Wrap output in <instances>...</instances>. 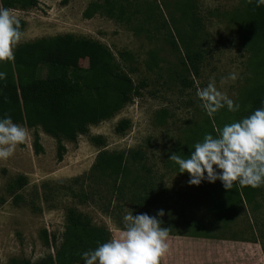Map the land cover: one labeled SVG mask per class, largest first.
Here are the masks:
<instances>
[{"label":"rangeland","instance_id":"1","mask_svg":"<svg viewBox=\"0 0 264 264\" xmlns=\"http://www.w3.org/2000/svg\"><path fill=\"white\" fill-rule=\"evenodd\" d=\"M104 1L37 0L35 7L10 9L11 15L24 23L19 43L62 34L96 40L111 51L133 85L143 82L145 86L114 116L89 126L75 142L62 141L65 153L59 162L53 138L39 128L18 124L28 132L23 147L18 145L12 156L0 160V264H8L12 258L37 264L53 255L55 249L50 242L44 244L41 233L44 230L49 241L54 236L57 245L69 207L89 217L93 225L106 228L110 238L121 234L126 209L134 216H153L163 209L165 215L160 219L169 228V238L168 251L160 264H264V185L252 203L240 204L233 219L222 227L208 211L206 196L209 187L220 181L189 185L188 174L178 173L169 160L187 140L185 131L204 117L198 89L214 81L218 90L235 103L252 79L248 47L241 39L240 25L232 20L242 9V0H196L203 60L199 74L186 75L184 80L177 74L181 48L177 46L178 52L172 49L163 31L154 32L151 26L143 24L149 32L136 30L144 22V3L152 0H128L122 21L100 13L89 19L82 16L91 4ZM156 1L164 19L178 16L173 5L179 0ZM134 5L139 13L134 14ZM149 51H155L158 57L152 70L145 68ZM119 52L128 56L121 60ZM79 65L86 67V60ZM230 73L237 79L221 83V78ZM46 74L47 66H41L37 77ZM160 110L166 111L162 123L157 120ZM121 120H127L128 126L119 134L115 127ZM34 131L43 149L38 155L32 149ZM92 137H101L102 145H95ZM100 150L137 151L142 159L120 173L115 185L92 184L86 175ZM19 175L25 177V185L8 193L7 184ZM74 178H78L77 183ZM78 192L91 198L81 202L75 196ZM194 223L200 224L205 233L201 228L191 230ZM199 233L203 236L191 235Z\"/></svg>","mask_w":264,"mask_h":264},{"label":"trees","instance_id":"2","mask_svg":"<svg viewBox=\"0 0 264 264\" xmlns=\"http://www.w3.org/2000/svg\"><path fill=\"white\" fill-rule=\"evenodd\" d=\"M128 0H105L103 4L93 3L87 7L82 16L89 19L92 14L100 13L110 19L122 21ZM37 0H0V6L8 9L26 10L35 7ZM242 9L232 16L240 25L241 39L248 47V66L252 79L243 87L238 100L240 107L230 112L226 107L215 114L204 117L191 128H188L187 140L174 153L188 156L196 142H201L205 134L218 135V130L225 124L239 121L261 107L264 101V5L256 6L255 0H242ZM173 7L178 11L175 18L164 19L156 0L146 2L141 13L144 22L139 23L137 31L152 28L154 32L165 34L172 49L178 52L181 66L178 76L183 80L186 75L197 76L203 60L200 50L201 33L199 19L195 15L196 0H179ZM134 5V14L139 13ZM127 20V19H126ZM24 23L19 21L22 31ZM150 30L147 28L146 32ZM178 44H177V43ZM121 60L127 53H118ZM86 60V67L79 62ZM158 57L155 51L147 53L145 68L152 70L157 66ZM47 66V74L37 77L38 69ZM132 70V69H130ZM0 118L9 116L13 123L30 129L39 128L55 141L56 160H62L65 147L62 141L75 142L77 136L86 134L88 127L114 116L132 98L139 95L145 86L143 82L133 85L128 74L115 62L111 51L96 40L77 37L72 34L38 38L19 43L14 49L12 61L0 62ZM188 83V82H187ZM186 85V83H183ZM188 85V84H187ZM243 97V98H242ZM234 103V104H235ZM166 111L157 113V120L162 123ZM128 126L127 120L117 123L115 131L121 134ZM95 145H102L101 137L90 139ZM23 147V144L20 145ZM32 149L35 155L43 152L37 132H33ZM142 154L137 151L100 150L86 175L92 184L107 182L115 185L116 177L132 164L138 163ZM177 171L178 166L173 162ZM141 166L140 168H142ZM136 177H134L133 181ZM73 182H78L74 178ZM146 182V180H144ZM26 183L24 176H16L6 186L8 193L20 190ZM260 187L233 185L225 190L221 182L211 185L206 191L207 209L211 216L222 227H226L235 216L238 206L243 202L251 204ZM67 189H71L67 186ZM18 196V195H17ZM81 202L91 198L82 192L75 193ZM16 194L14 196V200ZM191 230L204 232L203 227L194 223ZM205 233V232H204ZM194 234V233H193ZM192 236H203L196 234ZM45 245L53 246V255H47L37 264H77L83 263L82 253L95 249L98 244L110 239L109 231L103 226L91 223L89 217L74 208H67L64 214V226L60 242L56 245L54 236L50 241L46 232L41 233ZM264 250V247H263ZM8 264H30L24 259H10Z\"/></svg>","mask_w":264,"mask_h":264},{"label":"clouds","instance_id":"3","mask_svg":"<svg viewBox=\"0 0 264 264\" xmlns=\"http://www.w3.org/2000/svg\"><path fill=\"white\" fill-rule=\"evenodd\" d=\"M255 3L261 6L264 0H255ZM21 38L19 21L11 15L10 9L0 6V62L14 59V49ZM3 78L4 73L0 72V79ZM236 79V74L230 73L221 78V83ZM196 95L209 116L223 107L230 112L240 107L211 80L198 89ZM27 135V130L13 123L9 116L0 118V160L12 156ZM169 160L178 166V173L188 174L187 183L192 186L217 180L225 190L232 189L234 183L252 188L264 185V101L248 116L223 125L215 137L205 134L188 156L174 153ZM164 215L163 209L153 216L146 213L134 216L126 209L121 234L83 252V264H160L168 251L169 228L164 227L160 219Z\"/></svg>","mask_w":264,"mask_h":264}]
</instances>
